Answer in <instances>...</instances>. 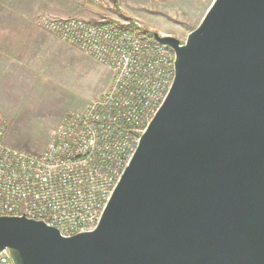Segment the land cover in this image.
<instances>
[{
    "label": "water",
    "instance_id": "1",
    "mask_svg": "<svg viewBox=\"0 0 264 264\" xmlns=\"http://www.w3.org/2000/svg\"><path fill=\"white\" fill-rule=\"evenodd\" d=\"M97 227L0 217L15 264H264V0H214Z\"/></svg>",
    "mask_w": 264,
    "mask_h": 264
},
{
    "label": "built area",
    "instance_id": "2",
    "mask_svg": "<svg viewBox=\"0 0 264 264\" xmlns=\"http://www.w3.org/2000/svg\"><path fill=\"white\" fill-rule=\"evenodd\" d=\"M110 20L39 17L41 28L105 65L112 77L37 154L4 140L0 111V217L44 221L64 237L97 227L175 78L172 48L128 28L129 20ZM0 264H15L8 249L0 251Z\"/></svg>",
    "mask_w": 264,
    "mask_h": 264
},
{
    "label": "rangeland",
    "instance_id": "3",
    "mask_svg": "<svg viewBox=\"0 0 264 264\" xmlns=\"http://www.w3.org/2000/svg\"><path fill=\"white\" fill-rule=\"evenodd\" d=\"M203 1L119 0L117 7L114 0H87L85 10L89 16L127 20L119 8L143 27L160 34L170 31L184 42L207 11ZM89 16L82 17L90 20ZM61 46L49 52L44 63L35 57L37 64L30 71L18 72L25 79L8 81L1 89L4 140L9 145L42 152L68 114L82 110L109 87L112 74L105 65L66 42Z\"/></svg>",
    "mask_w": 264,
    "mask_h": 264
},
{
    "label": "crops",
    "instance_id": "4",
    "mask_svg": "<svg viewBox=\"0 0 264 264\" xmlns=\"http://www.w3.org/2000/svg\"><path fill=\"white\" fill-rule=\"evenodd\" d=\"M72 1L0 0V94L8 81L26 78L18 72L30 71L37 64L35 57H41L44 63L49 52H57L62 47L63 40L38 25L40 16H89L85 10L87 0H78L73 7ZM213 1H203V7L208 10ZM101 18L89 16L91 21ZM168 34L171 32H162V35Z\"/></svg>",
    "mask_w": 264,
    "mask_h": 264
},
{
    "label": "trees",
    "instance_id": "5",
    "mask_svg": "<svg viewBox=\"0 0 264 264\" xmlns=\"http://www.w3.org/2000/svg\"><path fill=\"white\" fill-rule=\"evenodd\" d=\"M118 3H119V0H114V4H115L117 7H118ZM117 10H119L120 13H121L124 17H126L127 20L130 21V25L128 26V28H131L132 30L137 31V32H140V33L146 32V33H149V34H151L152 36H154V33H155L154 31L149 30V29H147V28H145V27H140L139 25L136 24V21H135L133 18H131V17L128 16L127 14L123 13L122 10H120L119 8H117ZM110 21L113 22L114 20L111 19Z\"/></svg>",
    "mask_w": 264,
    "mask_h": 264
}]
</instances>
